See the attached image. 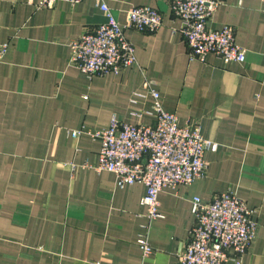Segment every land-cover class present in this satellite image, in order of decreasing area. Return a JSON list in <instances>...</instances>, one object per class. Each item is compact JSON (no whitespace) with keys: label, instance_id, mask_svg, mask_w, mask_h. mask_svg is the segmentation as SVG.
Segmentation results:
<instances>
[{"label":"crops","instance_id":"1","mask_svg":"<svg viewBox=\"0 0 264 264\" xmlns=\"http://www.w3.org/2000/svg\"><path fill=\"white\" fill-rule=\"evenodd\" d=\"M36 2L0 0V43H8L0 60V264H139L136 240L145 232L154 251L143 264H178L191 199L224 191L253 208L259 224L241 262L226 264H264V0H222L207 21L234 28L243 62L212 53L191 60L170 0H106L121 25L138 5L157 9L162 24L125 28L136 63L92 77L70 63L69 43L105 20L94 0ZM145 80L180 126H197L216 144L202 178L159 192L162 217L150 223L145 186L121 187L112 172L97 171L99 140L70 134L102 130L112 115L152 123Z\"/></svg>","mask_w":264,"mask_h":264},{"label":"built area","instance_id":"2","mask_svg":"<svg viewBox=\"0 0 264 264\" xmlns=\"http://www.w3.org/2000/svg\"><path fill=\"white\" fill-rule=\"evenodd\" d=\"M58 0H37L38 7H53ZM71 5L81 0H63ZM105 17L96 26L85 29L69 43L70 63L86 77L120 73L136 63L133 44L124 34L125 28L139 32H153L162 24V14L148 5H138L127 12V22L121 25L106 0H94ZM222 0H170L172 13L180 20L179 31L187 45L191 60L204 61L209 53L225 60L243 62L246 49L236 43L234 28L207 26V21ZM8 43H0V60ZM144 87L153 103L147 114L154 116L152 123H131L112 115L109 125L95 132L84 127L70 131L73 138L87 133L100 142L97 171H109L117 184L141 183L146 191L142 203L148 222L162 217L158 194L165 188L190 185L202 178L207 169L204 154L215 150L216 144L201 136L199 128L180 126L177 115L166 111L152 82ZM134 96H145L136 92ZM135 102V98H131ZM140 116V113H133ZM193 222L181 249L178 264H226L229 260L241 262L256 236L258 222L253 208L230 191L213 194L203 201L191 199ZM136 243L143 262L153 253L148 234H141Z\"/></svg>","mask_w":264,"mask_h":264}]
</instances>
